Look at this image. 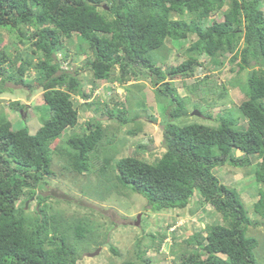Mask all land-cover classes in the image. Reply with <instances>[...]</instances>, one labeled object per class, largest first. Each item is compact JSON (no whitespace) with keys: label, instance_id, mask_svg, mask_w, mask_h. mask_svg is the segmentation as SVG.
<instances>
[{"label":"trees","instance_id":"obj_1","mask_svg":"<svg viewBox=\"0 0 264 264\" xmlns=\"http://www.w3.org/2000/svg\"><path fill=\"white\" fill-rule=\"evenodd\" d=\"M261 4L264 0H0V45L5 35L16 41L13 55L0 47V85L40 90L47 115L31 134L27 127L14 130L0 113V264H77L82 248L102 245L91 220L53 211L37 193L53 174V156L66 171L94 172L97 180L91 192L102 201L121 196L123 189L141 195L150 210L160 212L184 210L198 194L221 223L207 224L183 240L180 264H256L258 242L247 235L255 224L236 190L221 183L213 171L224 165L254 166L252 179L260 188L253 212L264 223ZM72 37L78 42L77 54L86 58L81 66L66 70L64 41ZM179 42L187 60L163 70L160 53L170 51L167 44ZM26 45L30 54L24 55L20 47ZM200 57L207 58L213 69L226 63L231 72H246L239 85L244 99L238 106L246 126L236 128L235 120L221 112L215 116L216 126L176 123L189 115L190 95L209 102L208 106L216 103L214 97L226 96L224 86L217 91L216 81L195 78L202 66ZM83 72H89L93 85L108 81L124 85L139 76L150 80L157 103L166 101L160 156L148 160L144 147L137 146L131 155L117 158L122 145L115 144L109 127L94 118L82 124L80 133L68 136L63 147L57 145L66 129L79 124L76 98L121 125L129 121L124 103L109 107L99 100L88 101L90 94L80 78ZM177 81L183 83L186 96L177 92ZM137 101L145 110L142 100ZM194 107L203 118L213 119L208 110ZM33 197L34 210L26 205ZM139 246L138 241L136 261L121 264H150ZM110 250L119 255L114 247Z\"/></svg>","mask_w":264,"mask_h":264},{"label":"rangeland","instance_id":"obj_2","mask_svg":"<svg viewBox=\"0 0 264 264\" xmlns=\"http://www.w3.org/2000/svg\"><path fill=\"white\" fill-rule=\"evenodd\" d=\"M260 10L264 12V4L260 5ZM167 45L170 51L164 55L160 53L161 57L158 61L163 70L168 66L178 65L188 57L185 48H179L181 42ZM2 46H5L13 55L16 41L13 37L5 35L0 47ZM77 46L78 42L74 37L64 41V50L68 53L62 64L64 69L72 70L74 66H81L84 63L86 55L77 54ZM82 47L86 50L85 45ZM20 50L24 55L30 54L27 45L20 47ZM74 58L75 61H73ZM199 62L202 66L196 69L195 78L201 79L207 76L209 81H216L217 91L220 92L224 86L226 96L214 97L216 103L208 106L209 102L200 101L197 97L190 95V103L187 105L189 115L176 120V123L216 126L215 116L221 112V114L225 113L227 118L235 120L236 128L246 126L238 110L240 101L244 99L239 85L243 84L246 72L240 74L231 72L226 63L218 70L213 69L208 59L204 57H200ZM80 75L85 91L90 94L89 102L99 100L108 104L109 107H113L116 102L124 103L128 110L126 118L129 121L121 125L115 120H110L102 111H95L94 107L87 108L83 100L76 98L74 104L78 110L79 124L73 129H66L57 141V145L63 147L68 136L80 133L83 130L82 124L94 118L109 127V135L113 136L115 144L122 145L117 158L131 155L137 146L144 147L142 152L148 160L162 154L163 119L161 114L166 101L160 99L157 103L154 87L149 79L139 76L124 85L115 81L97 82L93 85L89 72H83ZM193 81L194 79L188 81V84H192ZM174 86L180 96H186L187 90L182 82L177 81ZM0 90V113L7 117L14 130L27 127L29 132L34 134L42 125V120L47 118L45 110L41 107L43 104L41 91H29L11 83L0 85ZM137 98L142 100L145 110L138 105V101L135 102ZM14 103H18V107L12 106ZM23 105L26 107L20 109ZM194 105L200 106V110L204 112L208 110L210 112L208 114H211L213 119L193 115L194 111L198 112ZM230 105L232 108L229 109ZM135 114L138 117L135 118ZM130 132L134 134H129ZM146 146L151 149L146 150ZM235 154L240 155L239 152ZM253 168L254 166L240 169L224 165L215 168L213 172L221 183L235 189L238 193L249 219L255 224L249 227L247 235L258 242L255 249L256 264H264V223L253 212V203L257 200L256 189L260 188L252 179ZM51 169L53 174L46 178L45 189L37 193L46 198V203L52 207L53 211L63 213L65 216L77 215L88 218L98 227L101 235L98 242L102 245L98 253L90 256L98 249L94 244L82 248L77 264H121L130 260L136 261L134 253L138 241L139 249L146 251L144 257L151 259L150 264H180L177 257L184 249L183 240L203 230L207 224L221 223L220 216L210 206L203 205L196 193L191 199L192 203L190 202L191 204L184 210L153 212L147 206L144 197L128 190L122 189L121 196L112 195L106 201L98 199L91 192L97 180L94 172L78 175L66 171L55 156H53ZM36 202L37 200L33 197L26 202L27 208L33 209ZM137 216H139L138 225L135 223ZM104 234L105 237H103ZM151 234L154 238L150 237ZM110 246L114 247L119 255L113 254Z\"/></svg>","mask_w":264,"mask_h":264},{"label":"water","instance_id":"obj_3","mask_svg":"<svg viewBox=\"0 0 264 264\" xmlns=\"http://www.w3.org/2000/svg\"><path fill=\"white\" fill-rule=\"evenodd\" d=\"M192 114L193 115H197V116L199 115V113L197 111H194ZM138 221H139V216H137V218H136V222H135L136 225H138ZM98 251H99V248L95 251V253L90 254V256H93V255L97 254Z\"/></svg>","mask_w":264,"mask_h":264}]
</instances>
